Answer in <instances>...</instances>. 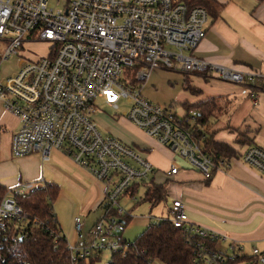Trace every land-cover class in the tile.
I'll use <instances>...</instances> for the list:
<instances>
[{
	"label": "built area",
	"instance_id": "1",
	"mask_svg": "<svg viewBox=\"0 0 264 264\" xmlns=\"http://www.w3.org/2000/svg\"><path fill=\"white\" fill-rule=\"evenodd\" d=\"M62 2L60 8H53L47 0H0L1 57L18 56L20 63L17 73L0 84V100L20 122L11 139L13 158L37 154L45 161L58 150L104 184V217L89 237L80 217H75V241L69 243L65 237L70 262L81 264L97 254L127 252L130 242L123 239L126 217L119 200L133 194V186L146 184L155 172L134 147L101 133L94 120L95 101L102 99L105 106L117 110L125 100L129 109L123 117L128 122L207 181L215 166L181 128L197 113L190 111L185 119L171 107L153 104L142 96L139 84L155 69L213 75L238 85L254 84L259 76L212 65L194 55L209 18L202 7L181 0ZM26 43L47 44L46 55L24 58L21 49ZM256 99L253 94L255 103ZM240 159L264 176L263 150L249 147ZM178 170L172 165L168 175ZM33 190L32 183H23L8 189L1 199L0 244L24 239L30 225L43 227L17 203ZM163 220L183 235L188 249L185 264H264V250L254 246L249 257L225 236L192 224L180 200L171 203Z\"/></svg>",
	"mask_w": 264,
	"mask_h": 264
},
{
	"label": "crops",
	"instance_id": "2",
	"mask_svg": "<svg viewBox=\"0 0 264 264\" xmlns=\"http://www.w3.org/2000/svg\"><path fill=\"white\" fill-rule=\"evenodd\" d=\"M216 2L217 15L208 18L206 35L194 55L209 64L259 78L254 84L238 85L213 75L183 74L184 90L187 85L195 93L185 92L181 104L192 106L217 100L219 111L209 119L208 134L236 151L239 158L232 159L227 168L217 169L206 181L197 170L125 118L112 122L108 130L152 164L155 172L147 180V187L163 186L167 211L174 200H180L192 224L225 236L243 250L254 246L264 250V176L240 159L249 147L264 151V0ZM8 77L0 75V84ZM253 94L257 95L256 103ZM178 114L184 116V109ZM19 128L18 118L6 111L0 100V186L11 189L32 183L35 189L55 187L56 199L60 198L67 209L65 212L61 207L58 214L54 211L61 233L73 243V220L79 216L89 237L95 223L105 215L104 184L58 150L51 151L45 161L37 154L13 158L11 139ZM172 165L179 168L173 176L168 175ZM139 186L143 185L133 186L131 192ZM99 212L103 213L101 218L97 216L93 224H88L90 216ZM125 221L127 226L129 221ZM151 221L143 226L146 228Z\"/></svg>",
	"mask_w": 264,
	"mask_h": 264
},
{
	"label": "trees",
	"instance_id": "3",
	"mask_svg": "<svg viewBox=\"0 0 264 264\" xmlns=\"http://www.w3.org/2000/svg\"><path fill=\"white\" fill-rule=\"evenodd\" d=\"M181 1L188 6L204 8L212 18L217 15L219 9L216 0ZM186 89L195 93L190 87L187 88V85ZM182 107L185 119L190 111L197 113L194 121H183L181 128L197 142L201 152L210 158L215 166L214 172L227 168L232 159L239 158L236 151L226 144L214 141L211 134H208L209 119L219 111L217 100L208 99L192 106L183 103ZM7 192V188L0 186V201ZM56 197V188L45 186L34 188L26 197L17 199L21 209L32 219L41 222L43 227L30 225L24 239H9L0 244V264H72L65 236L58 237L61 231L53 213ZM145 197L148 201L154 200V204L164 200L163 186H148ZM101 257L102 254H97L81 264H98ZM187 258L188 249L183 235L179 230L173 229L168 220L159 219L152 220L142 234L134 242H130L124 255L113 254L107 264H149L154 260L161 264H185Z\"/></svg>",
	"mask_w": 264,
	"mask_h": 264
},
{
	"label": "rangeland",
	"instance_id": "4",
	"mask_svg": "<svg viewBox=\"0 0 264 264\" xmlns=\"http://www.w3.org/2000/svg\"><path fill=\"white\" fill-rule=\"evenodd\" d=\"M47 1L53 8H60L63 5L62 0ZM47 48L48 45L45 43H26L23 45L21 52L24 58L35 59L40 56H45ZM2 49L3 44L0 43V75L3 77H8L12 74H16L18 71L19 57L12 56L8 60H2ZM183 78V74L179 71L155 69L151 72L149 78L145 82L139 84L141 94L153 104L161 107L173 106V110L175 109L178 111V113H180L181 108H183L181 102L186 97L185 92L186 94H190L189 90L185 91L182 86ZM94 105L96 110L94 120L97 124V127L101 133L111 135L112 133L110 130H108V128L111 126L112 122L115 123L117 119L124 118L123 114L129 109L128 103L125 100L120 101L117 110H113L112 108L105 106L102 103V99L95 101ZM147 185L148 184L146 183L143 184V186H139V189L133 192V194L125 195L119 200V206L129 221L123 233V239L126 241L134 242L144 231L145 226L143 225L147 220H154V218L167 219L168 217V207L165 201L162 200L154 204V200L148 201V199H146L145 193ZM61 207L65 212L67 211L66 204L64 205L60 198L56 199L53 202V209L55 212H57V214L61 210ZM102 214L103 213L99 212L98 215H91L88 224H93L96 221V217L100 216L101 218ZM128 216L130 218H128ZM242 254L250 257L252 255L251 249L243 250ZM110 257V253H104L101 257V262L98 264H106ZM152 264L161 263L154 260ZM234 264L249 263L246 261H237Z\"/></svg>",
	"mask_w": 264,
	"mask_h": 264
}]
</instances>
